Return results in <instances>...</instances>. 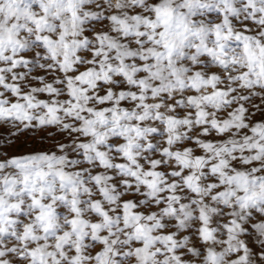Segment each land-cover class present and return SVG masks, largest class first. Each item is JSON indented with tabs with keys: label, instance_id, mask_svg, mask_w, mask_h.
Listing matches in <instances>:
<instances>
[{
	"label": "snow or ice",
	"instance_id": "obj_1",
	"mask_svg": "<svg viewBox=\"0 0 264 264\" xmlns=\"http://www.w3.org/2000/svg\"><path fill=\"white\" fill-rule=\"evenodd\" d=\"M0 264H264V0H0Z\"/></svg>",
	"mask_w": 264,
	"mask_h": 264
}]
</instances>
